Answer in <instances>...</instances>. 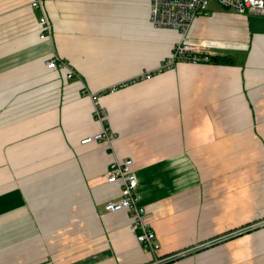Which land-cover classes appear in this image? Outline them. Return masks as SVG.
Returning a JSON list of instances; mask_svg holds the SVG:
<instances>
[{"label":"crops","instance_id":"crops-1","mask_svg":"<svg viewBox=\"0 0 264 264\" xmlns=\"http://www.w3.org/2000/svg\"><path fill=\"white\" fill-rule=\"evenodd\" d=\"M32 1L0 0V264L151 261L129 211L105 208L115 153L134 158L157 254L196 248L165 264H264V13L212 1L189 34L229 61L100 93L158 67L179 32L153 25L150 0ZM55 53L76 76L47 67ZM96 105L113 145L81 142L103 127Z\"/></svg>","mask_w":264,"mask_h":264},{"label":"built area","instance_id":"built-area-1","mask_svg":"<svg viewBox=\"0 0 264 264\" xmlns=\"http://www.w3.org/2000/svg\"><path fill=\"white\" fill-rule=\"evenodd\" d=\"M212 1H217L219 4L239 12L264 13V0H150V19L153 25L158 28L175 29L179 32V38L174 43L171 53L161 61L158 67L145 71L141 77L125 81L121 85L137 81L141 78H150L155 73L172 67L181 60L211 61L214 53L209 43L205 40L193 39L189 32L195 19L208 11ZM32 5L43 7V0H33ZM40 23L42 25L41 38H50L52 35V25L46 11L40 16ZM46 65L51 69L64 70L67 77H74L78 73L71 62L56 53L46 60ZM118 86L115 85L110 89L115 90ZM110 89H106L100 93H104ZM93 97L94 99H98V94H93ZM94 111L95 115L104 122L103 127L101 130L82 138L81 142L87 143L104 140L113 145L115 135L110 131V127L105 124L107 116L105 110L96 105ZM107 180L109 182L120 181L122 194L119 199L109 200L105 204L106 210L120 211L127 209L131 215V230L134 231L142 248L154 254V258L151 261L143 264H165L193 249H183L166 255L157 254L161 248V242L156 230L145 218L147 210L146 206L140 202L142 195L138 190L139 178L134 168V158L132 156H121L115 153L109 165ZM253 226L248 225L228 234L245 231Z\"/></svg>","mask_w":264,"mask_h":264},{"label":"trees","instance_id":"trees-1","mask_svg":"<svg viewBox=\"0 0 264 264\" xmlns=\"http://www.w3.org/2000/svg\"><path fill=\"white\" fill-rule=\"evenodd\" d=\"M226 60L229 61L230 60V57L229 56H225V55H217V54H214L211 57V61H215V62H218V61H226Z\"/></svg>","mask_w":264,"mask_h":264},{"label":"rangeland","instance_id":"rangeland-1","mask_svg":"<svg viewBox=\"0 0 264 264\" xmlns=\"http://www.w3.org/2000/svg\"><path fill=\"white\" fill-rule=\"evenodd\" d=\"M213 2L218 3L217 1H213ZM213 2H211V3H213ZM218 4H219V3H218ZM219 5H221V4H219ZM52 34H53V32H52ZM52 37H53V36H51V38H52ZM52 39H53V38H52ZM65 58H66V57H65ZM74 67H75V66H74ZM75 68H76V67H75ZM76 70H77V69H76ZM149 70H152V69H149ZM146 71H148V70H146ZM143 72H145V71H143ZM143 72L140 73L139 75H137L136 77H141V75L143 74ZM118 85H119V86H118ZM117 86H118V88H119V87H122V86H124V85H121V83H120V84H117ZM108 89H110V88H108ZM195 249H196V248H193L192 251L195 250ZM192 251H191V252H192ZM189 253H190V252H189ZM186 254H187V253H186ZM184 255H185V254H184Z\"/></svg>","mask_w":264,"mask_h":264}]
</instances>
